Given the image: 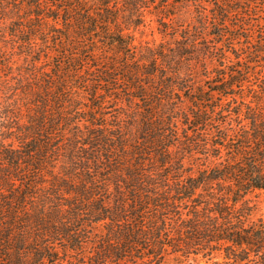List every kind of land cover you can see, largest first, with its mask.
<instances>
[{"label": "trees", "instance_id": "trees-1", "mask_svg": "<svg viewBox=\"0 0 264 264\" xmlns=\"http://www.w3.org/2000/svg\"><path fill=\"white\" fill-rule=\"evenodd\" d=\"M175 2L246 34L208 90L137 50L151 0H0V264H264V0Z\"/></svg>", "mask_w": 264, "mask_h": 264}, {"label": "rangeland", "instance_id": "rangeland-1", "mask_svg": "<svg viewBox=\"0 0 264 264\" xmlns=\"http://www.w3.org/2000/svg\"><path fill=\"white\" fill-rule=\"evenodd\" d=\"M151 4V6H157V9L151 7L153 13H147L144 25L133 31L134 44L137 46V50L145 53L148 49L156 50L159 48V51H162L164 54L168 53V51H172V53H176V55L178 52L183 51L182 57L175 58V61L179 60L182 64H180V67L175 66V68L176 70L180 68L181 72H186L197 88L208 90V88L212 86V81L216 79L215 76L217 72L228 67L230 62L236 61L233 55L220 51V48H223L221 40H225V47L223 49L227 50L229 48H234L237 54H241V49L245 50L244 36L246 34L242 30L237 32L233 30V25L231 24H235V21L232 23L226 22V27L222 28L226 36L217 39L216 34L219 32L220 28L213 26L216 22L213 17V12L209 11L211 7L209 3L201 4L207 8V11L199 9L194 3L184 5L175 2V0H151ZM165 5L168 7H163ZM167 10L170 11V14L167 13ZM165 15L167 17H164ZM160 17H163L164 21L170 22V27H172L173 30L169 27L168 31L165 33L163 31L164 28L159 25L157 21ZM205 17L206 20L209 21L206 26L203 25L202 21ZM2 27L3 26L0 28V33L4 31ZM172 32L174 35H171ZM186 34L188 38L191 39H185ZM189 35H191V37H189ZM222 53L226 55V58L219 59ZM16 58L18 59L17 56H15V59ZM21 63L22 59L19 60L18 64ZM256 70H260V68L255 69V71ZM11 73L15 75L18 71L16 68H13L12 70L4 72L5 76L9 77ZM260 75L262 74L260 73ZM2 97L3 92L0 86V100H2ZM123 100V102L118 101L111 105V108L107 110L109 112L108 116L117 114L118 112L122 114V112L131 110L129 105H127L126 97H124ZM212 101L215 102V99H212ZM176 106L185 111L188 110L189 113L193 110L192 102L186 99H183ZM187 158L189 164L196 166L199 162L196 159L200 158V154H187ZM251 200L256 204L253 216L255 218H264V190L257 191L255 194L251 195ZM218 261L220 263L221 259H218ZM183 262L184 258L170 255L167 256L161 264H184ZM199 262V264H204L205 260L200 258ZM213 262L214 261H210L208 264H213Z\"/></svg>", "mask_w": 264, "mask_h": 264}]
</instances>
